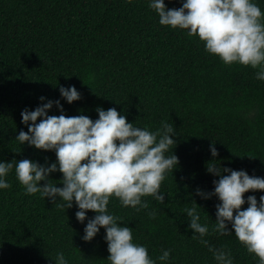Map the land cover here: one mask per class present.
Masks as SVG:
<instances>
[{"label": "trees", "instance_id": "obj_1", "mask_svg": "<svg viewBox=\"0 0 264 264\" xmlns=\"http://www.w3.org/2000/svg\"><path fill=\"white\" fill-rule=\"evenodd\" d=\"M149 2L0 0V162L29 159L50 166L57 161L54 151L15 139L28 130L22 111L49 100H59L67 116L96 120L97 108H116L129 123L153 132L166 122L176 143L165 155L175 154L179 164L161 184L164 203L143 197L149 207L137 211L113 197L109 213L132 228L134 242L146 246L156 264H218L208 247L192 238L184 210L195 207L209 228L204 239L210 246L226 247L233 264H259L230 224L233 233L213 231L218 197L196 193L214 192L213 181L220 178L208 172V164L264 178V80L251 66L224 64L187 31L160 25ZM254 2L264 12V0ZM165 4L179 8L182 0ZM61 86H75L81 99L69 104ZM48 114L62 113L54 105ZM5 179L10 187L0 189V264H56L58 252L68 264H110L105 229L85 241L87 219L77 220L75 202L67 209L59 198L54 204L40 193L25 194L15 168ZM49 179L63 186L59 171ZM253 195L259 201L264 192L249 191L245 200ZM152 211L155 219L148 215ZM86 215L91 219L96 213ZM164 250L171 255L162 262L157 258Z\"/></svg>", "mask_w": 264, "mask_h": 264}, {"label": "clouds", "instance_id": "obj_2", "mask_svg": "<svg viewBox=\"0 0 264 264\" xmlns=\"http://www.w3.org/2000/svg\"><path fill=\"white\" fill-rule=\"evenodd\" d=\"M149 8L159 16L162 26L187 31L189 37H198L205 50L226 64L239 63L257 69L256 78L264 80V12L254 0H182V6L169 9L165 0H150ZM61 96L69 103L81 99L75 86L60 87ZM41 101L45 97H40ZM56 106L62 114L49 115ZM98 119L86 115L67 116L59 100L43 103L35 110L22 111V123L27 131H19L16 140L39 150L54 151L57 161L50 166L40 165L29 159L0 162V189L10 184L5 177L15 168L18 181L25 194L40 193L57 204V198L66 202L67 209L78 207L76 218L87 225L85 241H92L101 228L106 231L105 240L110 264H156L146 246L134 242L132 228L121 226L120 217L109 213L110 199L117 198L124 207L137 211L147 209L143 197L152 196L164 203L161 184L165 174L179 164L178 157L166 156L176 143L173 127L164 122L156 131L129 123L116 108H97ZM213 157L218 156L215 143L211 147ZM252 158V157H251ZM209 173L219 176L214 180V192L197 190L204 199L218 197L216 221L213 231L220 235L233 233L250 254L264 264V195L259 201L249 191L264 192V178L250 176L244 170L218 168L208 164ZM59 171L63 186L51 183L49 176ZM224 173H229L225 175ZM42 181H46L41 185ZM196 203V202H195ZM248 204L245 209L243 206ZM64 207L65 204H59ZM96 215L88 219L87 212ZM190 218L189 227L194 230L193 239H199L213 253L218 264H233L230 251L210 246L204 239L207 225L200 223L195 207L184 210ZM155 219L156 212L148 213ZM171 250H164L157 258L168 261ZM56 264H68L64 253L55 256Z\"/></svg>", "mask_w": 264, "mask_h": 264}]
</instances>
